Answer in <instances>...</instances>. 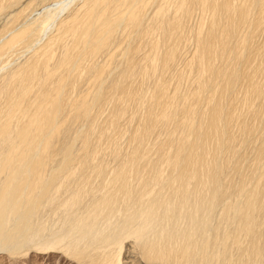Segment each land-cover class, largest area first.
<instances>
[{
  "label": "bare ground",
  "instance_id": "6f19581e",
  "mask_svg": "<svg viewBox=\"0 0 264 264\" xmlns=\"http://www.w3.org/2000/svg\"><path fill=\"white\" fill-rule=\"evenodd\" d=\"M30 259L264 264V0H0V264Z\"/></svg>",
  "mask_w": 264,
  "mask_h": 264
},
{
  "label": "rangeland",
  "instance_id": "374dc122",
  "mask_svg": "<svg viewBox=\"0 0 264 264\" xmlns=\"http://www.w3.org/2000/svg\"><path fill=\"white\" fill-rule=\"evenodd\" d=\"M31 260H32V259H30V263H29V264H31V263L33 264V262H32ZM62 260H63V261H62V262L60 261L59 264H73V263H70L67 259H65V261H64V259H62ZM66 260H67V261H66ZM36 262H37V264H45V263H46V264H50V262L47 263V262H48L47 259H46V261H43V262L37 259ZM51 262H52V264H58L57 261H51ZM34 264H35V263H34Z\"/></svg>",
  "mask_w": 264,
  "mask_h": 264
}]
</instances>
